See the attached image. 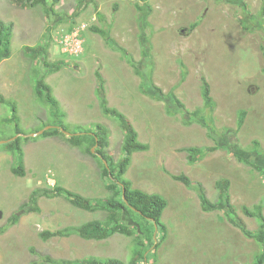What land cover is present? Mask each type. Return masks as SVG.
Returning a JSON list of instances; mask_svg holds the SVG:
<instances>
[{"label": "rangeland", "instance_id": "374dc122", "mask_svg": "<svg viewBox=\"0 0 264 264\" xmlns=\"http://www.w3.org/2000/svg\"><path fill=\"white\" fill-rule=\"evenodd\" d=\"M0 17L14 28L12 55L0 63V227L13 213L22 214L16 224L0 232V264H32L46 256L115 257L126 264L132 260L137 237L142 236L139 227L131 236L116 233L103 240L76 234L41 237L43 231L107 215L104 210L74 206L66 193H53L60 186L94 202L111 195L98 159L73 145L67 135L101 123L108 129V154L115 162L122 157L124 132L119 121L100 107L96 70L106 80L107 104L128 117L139 140L150 145L133 153L125 177L133 187L168 200L162 217L166 232L162 239L158 235L161 241L148 262L254 263L262 246L227 219L225 201L205 210L198 193L171 174L184 173L200 181L212 202L218 200L217 181L226 177L236 214L249 229L259 227L258 219L247 216L243 206L264 203V0H61L50 15L42 6L27 8L0 0ZM85 18H96L94 25L109 32L111 45L89 28L84 32L83 54L62 52L57 35ZM40 43L49 44L47 61L60 62L44 76L65 117H56L52 106L36 94L37 82L48 67L44 57L33 60L24 46ZM202 79L210 84L214 107L204 106ZM153 80L164 94L174 92L185 108L168 109L163 98L145 94ZM197 108L213 131L202 124L204 119H194ZM241 110L246 117L239 127ZM60 125L66 128L65 135L22 140L25 175L15 174L17 154L7 143ZM218 143L219 149L193 164L182 150ZM34 190L40 211H27ZM126 221L132 224L131 219Z\"/></svg>", "mask_w": 264, "mask_h": 264}, {"label": "trees", "instance_id": "16d2710c", "mask_svg": "<svg viewBox=\"0 0 264 264\" xmlns=\"http://www.w3.org/2000/svg\"><path fill=\"white\" fill-rule=\"evenodd\" d=\"M12 3L27 8H35L42 6L46 9L47 13L50 15L54 6L60 3L61 0H9ZM93 1V0H92ZM96 5V3H95ZM97 8V5H96ZM74 20V17H72ZM194 23L193 25H197ZM92 30L99 32L104 36V38L111 45V36L109 32L98 26L92 25L90 27ZM12 37H13V23L4 21L0 17V62L12 55ZM26 53L32 56L33 60H37L40 57H44V64L48 67L47 70L43 71V77L37 82L36 94L37 96L47 101V103L54 109V115L57 117H65V112L62 111L59 101L53 93L52 86L45 81V76L51 73L52 68H58L60 62H49L47 61L49 44L40 43L36 46H25L24 49ZM120 48V47H119ZM96 77L98 81L96 93L100 100V107L103 113L107 116H113L119 121L124 132V140L122 144V157L118 161H114L112 157L108 154L106 146L109 145L108 139V129L103 124L97 123L92 129H84V132L79 134H71L68 137L73 145L83 147L84 150L96 157L102 167V176L109 180L107 184L108 190L111 192L107 198L97 199L96 202L92 201L88 197L75 194L69 190H66L60 186L54 187V194L60 195L66 193L68 200L76 207L93 211L96 209L104 210L107 212L105 219H94L79 226H67L55 231L46 230L41 232V237L43 239H48L53 236H71L76 234L87 240H103L109 238L110 236L120 233L124 235L131 236L134 234L136 228L142 230V236L138 235L136 246L133 249V257L129 264H150L149 255L155 250L160 239L158 235H161V239L166 232V225L163 222V213L168 206V200L159 193H149L145 190L133 187V183L130 179L125 177V174L131 164L132 155L136 151H146L150 148V145L145 142H141L138 138V132L135 129L133 123L126 117L123 113L119 112L116 108L111 107L107 104L104 95V84L105 78L101 74L100 70H96ZM145 93L154 95L156 98H163L168 105V109H173L175 107L185 108L181 100L176 96V94L169 93L164 94L163 91L156 86L148 87ZM157 92V93H155ZM201 94L204 101L205 107H214L215 102L211 95L210 84L206 79H202L201 84ZM173 102L176 104L174 105ZM177 105V106H176ZM199 108L194 111L195 118L197 121L201 119L205 120L204 124L210 132L213 131V126L210 125L206 118L202 114H198ZM198 114V115H197ZM246 117V111L241 110L238 119V125L241 127L244 124ZM17 118V117H16ZM60 122V121H59ZM17 132L21 133L22 129L19 126V121L17 118ZM62 125L54 126L48 130H45L42 136H51L64 134L62 130ZM65 130L66 128L63 127ZM80 129V130H82ZM213 133V132H212ZM28 140V137L19 136L14 140L7 143L9 150L14 151L17 154L16 166L12 167V171L17 175H25L24 167V150L22 148V140ZM97 144L96 150L93 152L92 147ZM220 144L213 146L199 147V146H188L183 147L182 150L187 153L188 161L193 164L200 161L208 153L216 151L219 149ZM104 159L108 161V166L105 165ZM246 160V159H244ZM261 168V165L252 163V165ZM171 176L178 181H181L185 186L190 189L195 190L202 203V207L205 210H209L211 207L215 208L221 201H225L228 210L226 213L227 219L240 228L242 232L251 238H254L257 242L261 244V251L255 256L253 264H264V203H259L254 205L252 208L244 205L243 211L247 216L257 218L259 221V227L256 230H251L247 227L246 223L236 214V207L231 202V196L229 194L230 180L227 178H221L217 181V187L219 190L217 202H212L208 199L205 188L200 181H193L188 175L182 173L179 175L171 174ZM38 190H34L30 195V204L27 211H40V206L38 204ZM47 193L50 191H46ZM24 207V205H22ZM21 217V213H13L7 225L0 227V232L5 231L8 227L16 224ZM131 219L132 224L128 223L126 220ZM156 231V233H155ZM44 262H49L51 264H126L123 260L115 257H97L90 256L84 259H54L46 256L43 262L35 261L32 264H42Z\"/></svg>", "mask_w": 264, "mask_h": 264}, {"label": "clouds", "instance_id": "9594fccd", "mask_svg": "<svg viewBox=\"0 0 264 264\" xmlns=\"http://www.w3.org/2000/svg\"><path fill=\"white\" fill-rule=\"evenodd\" d=\"M36 8V7H35ZM95 19L96 18H93V19H81L79 22H75L73 25L71 24L69 27H68V29L65 31V32H62V33H59L58 35H57V37H56V40H55V42H58L59 44H60V48H61V50H62V52H65V53H68V54H70V55H73V56H79V55H81V54H83L84 52H85V48H84V43H85V36H84V32L85 31H87L92 25H94V21H95ZM5 21V20H4ZM7 22V21H6ZM10 23V22H9ZM83 23H85L86 24V26L83 28V29H81V31H80V37H81V39H82V52L80 53V54H78V55H74V54H71V53H69V52H67V51H64L63 50V48H62V45H61V42H60V40H61V38L63 37V36H65V35H67V34H71V32H73L74 31V29L75 28H77V27H81L82 26V24ZM93 23V24H92ZM186 32V31H185ZM13 37H14V28H13ZM13 37H12V39H13ZM12 44V43H11ZM25 46H27V45H25ZM24 46V47H25ZM28 46H30V45H28ZM124 52H126V50H124ZM146 55V54H145ZM11 57V56H10ZM7 59V58H6ZM5 60V59H4ZM3 61V60H2ZM1 61V62H2ZM0 62V63H1ZM139 71H140V75L142 74V72H143V70H141V68H139ZM149 73V76H150V78H153V68H152V71H150V72H148ZM146 78V75L145 76H141V83H140V86L142 87L143 85H145V79ZM154 86V80H153V83H152V87ZM155 86L156 87H158L159 86V88L162 90V88H161V86L158 84V86L155 84ZM146 87V86H145ZM140 88V87H139ZM148 87H146V89H147ZM163 91V90H162ZM169 93H172V92H169ZM169 93H166V94H169ZM145 94H147V93H145ZM3 96H0V99L2 98ZM159 100H161V99H159ZM101 124V123H100ZM54 127V126H53ZM64 132H65V130L64 129H62ZM44 133V132H43ZM42 133V134H43ZM66 133V132H65ZM42 134H40V135H42ZM68 136H71V134L69 133V134H67ZM20 136V135H19ZM18 136V137H19ZM28 136H31V135H25V136H23V137H28ZM37 136V135H36ZM32 137V136H31ZM17 138V137H16ZM15 139V138H14ZM96 147H97V144L95 145ZM94 146V147H95ZM94 147H92V150H93V152L96 150H94ZM84 149V148H83ZM105 160L106 159H104V162H105ZM107 163V164H106ZM108 161L106 160V162H105V165H107L108 166ZM127 173V172H126ZM133 183V182H132ZM79 208V207H78ZM22 215V214H21Z\"/></svg>", "mask_w": 264, "mask_h": 264}, {"label": "built area", "instance_id": "2783aa9c", "mask_svg": "<svg viewBox=\"0 0 264 264\" xmlns=\"http://www.w3.org/2000/svg\"><path fill=\"white\" fill-rule=\"evenodd\" d=\"M86 26L85 23L81 27L74 29L71 34L63 36L60 40L62 48L71 54L78 55L82 52V39L80 37V31Z\"/></svg>", "mask_w": 264, "mask_h": 264}, {"label": "water", "instance_id": "95a60500", "mask_svg": "<svg viewBox=\"0 0 264 264\" xmlns=\"http://www.w3.org/2000/svg\"><path fill=\"white\" fill-rule=\"evenodd\" d=\"M53 126H46L44 129H42V130H39V131H37V132H35V133H32V134H30L31 136H36V135H40V134H42L45 130H48V129H50V128H52ZM105 162H106V160H105ZM107 164V163H106Z\"/></svg>", "mask_w": 264, "mask_h": 264}, {"label": "bare ground", "instance_id": "6f19581e", "mask_svg": "<svg viewBox=\"0 0 264 264\" xmlns=\"http://www.w3.org/2000/svg\"><path fill=\"white\" fill-rule=\"evenodd\" d=\"M100 103V102H99ZM88 127V126H87ZM110 132V131H109ZM226 178V177H225Z\"/></svg>", "mask_w": 264, "mask_h": 264}]
</instances>
